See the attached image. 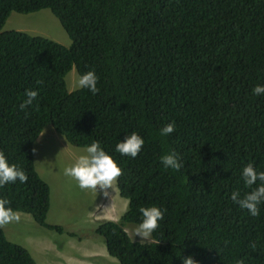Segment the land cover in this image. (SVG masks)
I'll return each instance as SVG.
<instances>
[{
    "label": "trees",
    "instance_id": "16d2710c",
    "mask_svg": "<svg viewBox=\"0 0 264 264\" xmlns=\"http://www.w3.org/2000/svg\"><path fill=\"white\" fill-rule=\"evenodd\" d=\"M43 9L58 19L69 46L0 32V151L27 175L0 186L7 206L62 232L46 223L50 189L32 151L50 125L77 148L99 141L121 168L128 210L96 230L119 264H182L189 255L199 264H264V203L251 216L230 199L234 190L238 198L244 193L246 163L264 170V94L252 93L264 84V0H0V31L12 12ZM72 69H94L98 91H69L64 80ZM26 89L37 96L21 109ZM173 121V132L161 135ZM131 132L152 135L137 167L136 157L115 150ZM171 150L186 157L179 176L164 169L138 176L137 168ZM150 205L164 214L169 205V214L147 244L126 229ZM5 223L0 264H35L8 241Z\"/></svg>",
    "mask_w": 264,
    "mask_h": 264
},
{
    "label": "rangeland",
    "instance_id": "374dc122",
    "mask_svg": "<svg viewBox=\"0 0 264 264\" xmlns=\"http://www.w3.org/2000/svg\"><path fill=\"white\" fill-rule=\"evenodd\" d=\"M6 31H20L70 45L58 19L48 9L29 14L12 12L1 30ZM77 79L74 69L67 73L65 83L69 91L79 88ZM45 130L49 132L35 145L33 157L37 173L50 189L46 223L59 226L62 232L48 230L37 225L30 216L15 213V218L4 224L6 238L25 248L35 264H119L116 259L105 256L101 249L98 251L99 246L104 252L106 249L103 239L94 230L99 221L116 219L127 204L125 207L118 193L108 191V187L100 189L98 186L94 193L80 188L73 177L65 175L64 167L84 148L68 146L60 136L51 133L49 126ZM105 195L109 198L107 203H98L97 196ZM98 252L100 254H96Z\"/></svg>",
    "mask_w": 264,
    "mask_h": 264
},
{
    "label": "clouds",
    "instance_id": "9594fccd",
    "mask_svg": "<svg viewBox=\"0 0 264 264\" xmlns=\"http://www.w3.org/2000/svg\"><path fill=\"white\" fill-rule=\"evenodd\" d=\"M97 81H98V76L95 70L89 69L83 72L82 74L78 75L77 86L79 88H86L91 93L95 94L98 91ZM252 93L257 96L264 94V84H256L252 88ZM24 96H25L24 100L19 105L21 109H24L26 105H31L33 103V100L37 96V90L26 89L24 92ZM47 126L51 127L50 125ZM144 126L146 127L147 130H154L155 122H148L144 124ZM51 128H52L51 130L52 134L56 133L64 140V142L68 146H71L65 141V139L60 134H58L55 131L53 127ZM173 130H174V121L165 124L160 129V134L166 136L172 133ZM47 132L49 131L46 130L42 131L40 135L33 141L34 142L32 149L33 152L36 151V149L34 148L35 145H37L42 141L41 139L46 135L45 133ZM151 137L152 135H148L146 133L141 136L136 132H131L127 134L123 140H120L115 145V150L118 151L121 155H128L133 158L136 157L138 159V162L136 164L137 167L141 164V162L144 159V155L149 146ZM185 163H186V157L183 160V158L181 159L178 157L177 153L174 150H171L163 155H158L155 162L152 163L151 165L137 168V174L141 178L154 177L159 171L164 169L167 171H171L173 173H177L179 176L181 173L180 168L181 167L183 168V165L185 166ZM34 164H35V159H34ZM63 171L65 175L73 177L77 181L78 186L80 188H90L96 191L97 186H99L100 189H105L108 187V191L111 190L114 191L115 194L118 193L117 194L118 198H121L124 201L125 207L127 204L126 210L123 211L120 215H118L116 219L99 221L100 223L104 221L118 222L121 216L128 210L129 200L120 195V190L118 187L119 185L118 180L120 178L119 175L121 174V168L118 166L114 158L107 151H105V149L101 146L99 141L93 140L90 144H88L84 148L83 152L78 154L75 160L70 165L64 167ZM240 176L243 180L242 189L244 193L242 194V196L238 198V191L234 190L231 192L230 199L241 210L246 209L249 215L258 216L259 205L264 203V170H257L253 166L252 162H248L242 167L240 171ZM17 180L21 183L27 180V175L25 171L21 167L17 166L15 163H10L8 158L5 156V154L2 151H0V186H3L7 183H14ZM253 185H255V187H252ZM106 196L107 195L97 196L98 203L106 204L109 199V198H105ZM7 205H8V200L6 198L0 197V223H4L9 221L10 219L15 218V213L25 214L17 211L13 212V210ZM167 208L168 210L165 211L164 214L162 208L156 205L140 206L138 209L140 213L139 222L136 223L131 229L130 228L129 230H127L128 228L126 229L127 231H129L131 238H133V235H139L140 237L144 238L142 240L143 243H147V244L154 243L155 240L153 239L152 236L155 233H153V231L158 227V222L163 218V216L169 214V205L167 206ZM100 223L96 226L94 230L95 234L98 236L99 234L96 233V230L100 225ZM3 229L5 230V228ZM99 237L102 238V236ZM158 242L159 241H156V244ZM104 246H105V242H104ZM100 249L103 251V254L105 256H108L107 252H104V248H102V246L98 247V251ZM96 254H100V252ZM182 264H199V262L193 259L191 255H189L182 259ZM235 264H245V260L243 258L236 259Z\"/></svg>",
    "mask_w": 264,
    "mask_h": 264
},
{
    "label": "bare ground",
    "instance_id": "6f19581e",
    "mask_svg": "<svg viewBox=\"0 0 264 264\" xmlns=\"http://www.w3.org/2000/svg\"><path fill=\"white\" fill-rule=\"evenodd\" d=\"M66 141V140H65ZM68 143V142H67ZM119 203V202H118ZM118 205V204H117ZM115 207V206H114ZM116 208V207H115ZM116 209H118V208H116Z\"/></svg>",
    "mask_w": 264,
    "mask_h": 264
}]
</instances>
